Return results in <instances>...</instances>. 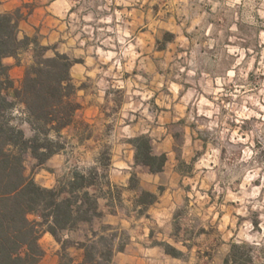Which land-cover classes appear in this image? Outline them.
<instances>
[{
  "label": "rangeland",
  "instance_id": "1",
  "mask_svg": "<svg viewBox=\"0 0 264 264\" xmlns=\"http://www.w3.org/2000/svg\"><path fill=\"white\" fill-rule=\"evenodd\" d=\"M87 5L89 31L100 29L89 46L105 67L103 77L117 73L118 78L112 87L84 84L91 94L104 89L108 94L88 113L85 134L91 140L84 147L76 143L74 128L63 131L68 163L56 171L55 184L73 168L105 172L97 159L117 139L113 129L128 121L120 111L123 103L129 101L134 110L136 117L129 119L146 126L153 125L159 105L173 107L184 95L185 116L169 128L177 145L171 159L177 175L156 191L181 199L169 222L151 226L152 242L181 252L179 258L163 257V264H225L232 245L238 246L239 264H264V0H91ZM110 25L113 33L105 35ZM21 127L30 136L29 127ZM45 163L38 166L27 151L25 176L33 179L40 168L48 169ZM119 194L125 201L113 205L136 217L137 193ZM102 225L80 223L61 234L75 260L82 257L76 243ZM38 243L37 264H57L62 243L49 233Z\"/></svg>",
  "mask_w": 264,
  "mask_h": 264
},
{
  "label": "trees",
  "instance_id": "2",
  "mask_svg": "<svg viewBox=\"0 0 264 264\" xmlns=\"http://www.w3.org/2000/svg\"><path fill=\"white\" fill-rule=\"evenodd\" d=\"M18 21V16L0 15V264H37L42 257L38 241L44 233L62 243L57 264H113L114 256L123 252L129 242L128 234L119 227L102 225L91 230L83 242L76 243L82 253L80 261L69 254L70 246L61 241L64 231L80 223L92 224L102 216L99 199H107L110 213L114 212L113 202L121 200L122 189L111 185L107 176L109 149L100 152L97 159L104 173L98 168H73L52 188L42 187L25 176L27 151L40 166L66 149L68 142L63 131L74 128V138L79 143L91 138V134H85L88 124L77 118L81 105L76 101V88L69 75L73 60L58 52L47 57L48 49L37 38H20ZM29 47L32 62L16 87L4 59H16ZM23 124L29 127L30 136L22 129ZM131 143L137 164L147 166L151 173L163 171L167 157L153 154L148 136H137ZM127 189L137 193L133 209L137 216L146 215L148 207L157 201L154 193L141 188L135 174ZM157 245L173 258L181 256L168 245ZM237 248L231 246L225 264H239ZM249 261L243 260V264Z\"/></svg>",
  "mask_w": 264,
  "mask_h": 264
},
{
  "label": "crops",
  "instance_id": "3",
  "mask_svg": "<svg viewBox=\"0 0 264 264\" xmlns=\"http://www.w3.org/2000/svg\"><path fill=\"white\" fill-rule=\"evenodd\" d=\"M89 1L91 0H0V15L12 14L19 17L20 38L25 36L37 38L40 45L48 49L47 53L53 55L58 52L73 60L69 75L76 88V101L81 105L77 115L80 114L82 117L80 119L85 123L88 121V113L100 108L108 92L104 89L103 91L96 90L98 95L91 94L84 84L93 82L99 85L103 82L112 87L111 83L118 78L117 73L115 76L112 75L111 79L103 77L104 74H101V71L105 70V67L97 59L98 52H93L89 46V38L96 37L97 31L100 30L96 28L95 31H89L91 27L87 17ZM105 31V35H112V26H107ZM31 62V47L22 51L16 59L13 57L4 59V63L10 67L9 75L16 87L20 84L25 68ZM127 93L128 91H125V94ZM181 103H186L184 95L177 98V104L173 107L159 105L156 110L157 114L152 115L153 125L146 126L129 119L131 116L136 117L134 110L130 109L129 101L123 103L120 109L122 117L128 121H124L122 126L113 129V133H117V139L109 148L111 160L107 171L108 180L111 185L127 192L130 177L134 172L141 188L154 193L157 201L148 207L146 215L135 217L127 215L115 205H112L114 212L110 213L107 199H99V210L102 216L94 219L93 225L97 223L119 227L129 235V242L124 251L117 253L120 257H116L117 254L114 256L113 260L119 262L117 264H163V257L167 256L161 246L152 242L155 237L151 232V226H161L169 222L181 199V194H156L159 186H167L171 183L169 176H172L173 181L174 176L177 175L175 165L171 164L177 145L173 132L169 128L175 119L179 120L185 116L187 109ZM190 133L189 143L194 144L196 140L192 136L193 132ZM187 134L189 132L185 129L183 137L187 138ZM139 135L150 137L154 155H166L167 161L162 172L151 173L147 166L135 162V148L130 140ZM75 140L80 147H84L91 138L82 140L80 143L76 138ZM187 142L185 139L183 146L188 144ZM64 151L47 160L45 167L48 169L40 168L33 175L32 178L36 183L46 188L54 186L56 171L64 168L68 163ZM123 197L124 194H121L122 202L125 201Z\"/></svg>",
  "mask_w": 264,
  "mask_h": 264
}]
</instances>
